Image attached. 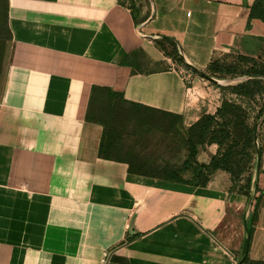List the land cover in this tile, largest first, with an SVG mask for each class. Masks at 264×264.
Returning a JSON list of instances; mask_svg holds the SVG:
<instances>
[{"label":"crops","instance_id":"0c3cea01","mask_svg":"<svg viewBox=\"0 0 264 264\" xmlns=\"http://www.w3.org/2000/svg\"><path fill=\"white\" fill-rule=\"evenodd\" d=\"M256 1L1 0L0 264H264V203L221 171L204 186L131 173L87 119L98 89L185 128L213 113L158 42L196 69L249 52Z\"/></svg>","mask_w":264,"mask_h":264},{"label":"rangeland","instance_id":"374dc122","mask_svg":"<svg viewBox=\"0 0 264 264\" xmlns=\"http://www.w3.org/2000/svg\"><path fill=\"white\" fill-rule=\"evenodd\" d=\"M255 3L254 14L264 16V0ZM256 45L249 52H222L204 69H196L183 61L171 43H160L172 65L181 69L187 85L197 81L193 98L208 104L217 101L215 111L201 115L204 117L198 123L185 128L179 116L121 100L115 102L109 93L101 91L89 108V116L103 124V154L127 158L134 166L131 169L144 175L178 176L193 184L221 171L208 174L211 166L219 165L226 170L221 172L228 175L234 191L247 192L256 204L264 203V174L260 169L264 143V38ZM140 58L136 54L129 60L138 62ZM136 68L140 66H133ZM223 105L221 115H216ZM187 140L195 145L192 157ZM257 178L262 182L256 184Z\"/></svg>","mask_w":264,"mask_h":264},{"label":"trees","instance_id":"16d2710c","mask_svg":"<svg viewBox=\"0 0 264 264\" xmlns=\"http://www.w3.org/2000/svg\"><path fill=\"white\" fill-rule=\"evenodd\" d=\"M257 6V3H255L253 6H252V9H251V16H256L257 18H259V19H261L263 22H264V16L263 15H255L254 14V10H255V7ZM264 11V10H263ZM162 42H168V43H171L172 45H173V43L172 42H170V41H168V40H163V41H159L158 42V45L160 44V43H162ZM174 46V45H173ZM174 48H175V46H174ZM98 89V88H97ZM96 90V89H95ZM97 92H100V91H102V92H107V93H109L115 100V102L117 101V100H121V101H123V98H122V94L121 93H119V92H117V91H112V90H109V89H98V90H96ZM97 92H95V93H97ZM94 93V94H95ZM93 94V97L91 96V100H90V103H89V108L92 106V104H93V100H94V98H95V95ZM124 102V101H123ZM125 103V102H124ZM130 105H132V106H136L135 104H131L130 103ZM138 106V105H137ZM225 106L223 105V107H220V108H218L217 110H216V112H215V114L216 115H221V113H222V108H224ZM89 113H90V111H89ZM89 113L87 114V119L90 121V122H94V123H99L101 126H102V128H103V124L100 122V121H98V120H96V119H92L90 116H89ZM204 116H202L200 119H198L194 124H196V123H198L202 118H203ZM206 117V116H205ZM208 118H211L210 116H208ZM193 124V125H194ZM104 129V128H103ZM103 139H104V130H103V133H102V138H101V147H103ZM187 143H188V145H189V156L190 157H192V156H194V152H195V145H194V143L191 141V140H187ZM103 156H105V157H108V156H106V155H104L103 154ZM216 170H221V171H226L225 169H223V168H221L219 165H215V166H211L210 167V171H209V175H210V173H212V172H214V171H216ZM129 172H131V173H136V174H140V175H144V174H142L141 172H137V171H134V170H132L131 168H129ZM262 173V172H261ZM264 173V172H263ZM207 177V175L205 176V178L203 179V181L201 182V183H199V184H194L195 186H204L205 185V183H206V181H207V179H208V177ZM158 178H161V177H158ZM162 179H165V180H168V181H185V180H182L180 177H178V176H171V177H162ZM230 190L231 191H234V189L233 188H231L230 187ZM234 192H237V193H241V194H243V195H245V196H247L248 194H247V192H240V191H234ZM256 209V208H255ZM255 209H254V211H255ZM254 211H253V213H254ZM254 218V214L252 215V219ZM249 232L251 233V229H249ZM242 263H244V264H246V258H244L243 259V261H242Z\"/></svg>","mask_w":264,"mask_h":264},{"label":"water","instance_id":"95a60500","mask_svg":"<svg viewBox=\"0 0 264 264\" xmlns=\"http://www.w3.org/2000/svg\"><path fill=\"white\" fill-rule=\"evenodd\" d=\"M248 236H249V232L247 231L246 232V238L244 239V242H243L242 254H244L245 251H246V249H247V246H248Z\"/></svg>","mask_w":264,"mask_h":264}]
</instances>
